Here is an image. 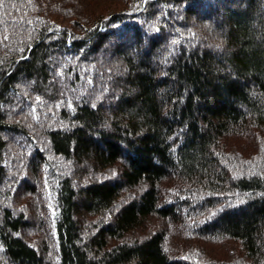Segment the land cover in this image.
<instances>
[{
	"label": "trees",
	"instance_id": "16d2710c",
	"mask_svg": "<svg viewBox=\"0 0 264 264\" xmlns=\"http://www.w3.org/2000/svg\"><path fill=\"white\" fill-rule=\"evenodd\" d=\"M0 264H264V0H0Z\"/></svg>",
	"mask_w": 264,
	"mask_h": 264
},
{
	"label": "rangeland",
	"instance_id": "374dc122",
	"mask_svg": "<svg viewBox=\"0 0 264 264\" xmlns=\"http://www.w3.org/2000/svg\"><path fill=\"white\" fill-rule=\"evenodd\" d=\"M209 245H214V244L211 243V244H209ZM217 245H218V244H217Z\"/></svg>",
	"mask_w": 264,
	"mask_h": 264
}]
</instances>
